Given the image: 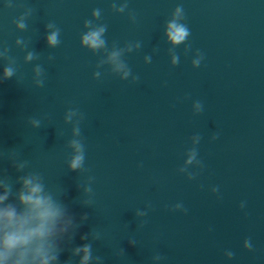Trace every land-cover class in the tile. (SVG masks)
Returning a JSON list of instances; mask_svg holds the SVG:
<instances>
[{
    "label": "water",
    "instance_id": "1",
    "mask_svg": "<svg viewBox=\"0 0 264 264\" xmlns=\"http://www.w3.org/2000/svg\"><path fill=\"white\" fill-rule=\"evenodd\" d=\"M173 19L190 31L178 45ZM86 20L105 47L82 45ZM0 53L5 204L41 175L57 228L72 220L52 264H80L86 244L88 264H264V0H0Z\"/></svg>",
    "mask_w": 264,
    "mask_h": 264
},
{
    "label": "clouds",
    "instance_id": "2",
    "mask_svg": "<svg viewBox=\"0 0 264 264\" xmlns=\"http://www.w3.org/2000/svg\"><path fill=\"white\" fill-rule=\"evenodd\" d=\"M116 8V5H112ZM127 8V3L122 4L117 11L123 12ZM183 11L182 7H176L175 13L177 16ZM100 10L95 9L93 16L99 17ZM92 22L85 21V27L91 29ZM18 27L24 28L25 25L21 22ZM52 27V25H49ZM106 31L105 26L91 29L81 37L83 46L91 50H99L105 47L106 41L102 38L103 33ZM59 29L53 31L47 37L49 46H56L60 43ZM190 31L186 25L178 23L177 19L171 20L167 25L168 39L175 45H178L186 40ZM21 41H17L20 43ZM4 53H0V56ZM121 53L113 51L109 59L117 61ZM27 60L33 59L31 52L26 56ZM178 57H173V63H177ZM193 64L199 66L200 60H194ZM118 68H127L123 62L118 64ZM15 68L7 66L3 70L4 79H10L15 74ZM37 73L40 69H36ZM98 75V73H97ZM125 77L130 75V69L125 71ZM42 84V82H39ZM71 111V110H70ZM70 115L67 117L70 120ZM32 124L38 128L40 120L33 119ZM74 134L80 135L79 126L74 128ZM69 146L75 150V155L69 161V169L76 171L83 169L85 161V149L81 140L72 139L69 141ZM27 162L21 163L18 170L23 169ZM22 182L21 189L17 193L18 209L15 204H5L11 194L12 187L4 179H0V187L4 189V194L0 195V264H52L59 258L57 245L55 244L54 237L58 232H66L71 225L72 220L64 221L63 227L57 228L58 223L65 216V208L62 204L57 202L51 193L45 192V185L42 182V177L39 173H30L20 178ZM88 191H91L89 188ZM82 219H88L85 214ZM87 236H82L81 239H86ZM251 247L250 244L245 245ZM83 253L80 264H88L92 259L91 245L86 244L83 247H78L73 250V254ZM231 255V253L229 254ZM97 260L100 257L96 258Z\"/></svg>",
    "mask_w": 264,
    "mask_h": 264
}]
</instances>
